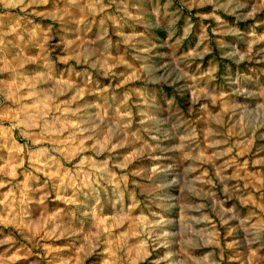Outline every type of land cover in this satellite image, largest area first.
<instances>
[{"label": "rangeland", "instance_id": "374dc122", "mask_svg": "<svg viewBox=\"0 0 264 264\" xmlns=\"http://www.w3.org/2000/svg\"><path fill=\"white\" fill-rule=\"evenodd\" d=\"M0 264H264V0H0Z\"/></svg>", "mask_w": 264, "mask_h": 264}]
</instances>
